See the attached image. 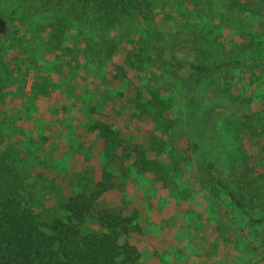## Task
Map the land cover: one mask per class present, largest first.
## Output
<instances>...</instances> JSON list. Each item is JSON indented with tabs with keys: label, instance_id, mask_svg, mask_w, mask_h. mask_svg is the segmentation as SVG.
<instances>
[{
	"label": "rangeland",
	"instance_id": "374dc122",
	"mask_svg": "<svg viewBox=\"0 0 264 264\" xmlns=\"http://www.w3.org/2000/svg\"><path fill=\"white\" fill-rule=\"evenodd\" d=\"M123 4L139 9L130 7L105 35L113 49L105 58L89 47L101 42L91 26L97 7L0 0L7 22L0 35V158L26 176V195L45 223L64 218L67 200L92 191L110 170L116 187L100 208L134 218L136 229L122 241L138 249L142 264H264V223H257L264 218V19L223 0ZM194 34L215 40L217 55L196 51ZM166 35L174 36L178 56L211 69L228 56L242 59L240 41L256 57L246 66L175 74L164 63L167 46L159 63L154 52L138 62L144 44L157 47ZM154 92L169 107L160 117L140 114L130 100L140 95L144 102ZM106 112L146 148L151 136L165 141V152L151 157L173 181L161 183L121 154L104 158L92 126ZM86 231H100L94 218Z\"/></svg>",
	"mask_w": 264,
	"mask_h": 264
},
{
	"label": "trees",
	"instance_id": "16d2710c",
	"mask_svg": "<svg viewBox=\"0 0 264 264\" xmlns=\"http://www.w3.org/2000/svg\"><path fill=\"white\" fill-rule=\"evenodd\" d=\"M62 1V0H61ZM77 8L88 11L89 5L97 7V13H93L95 23L91 26L100 35L101 42L90 43L89 47L94 48L101 56L109 58L112 53L110 43L105 35L112 27L119 24L125 15L130 14V7L139 9L136 5H121V0H72ZM236 11L247 13L255 17L264 19V0H223ZM151 5L147 7L150 8ZM1 16V15H0ZM4 18V17H3ZM5 19V18H4ZM162 35H156L155 40H159ZM174 36L166 35V41H155L143 45L142 50L146 53L141 55L138 62L143 63V58L150 52L157 53L156 63L164 57V51L169 46L170 57L168 62L172 73H178L183 69L204 73L208 70L222 69L231 65H250L253 62V53L246 54L247 44L240 41L235 44L238 55H243L242 59H232L228 56L216 62V66L211 69L204 61L190 62L183 56H178L179 46L170 38ZM191 46L201 54L208 52L217 55L219 49L213 39L194 34L191 39ZM109 45V48L106 46ZM161 45V46H160ZM60 49H64V42L59 44ZM220 50V49H219ZM204 52V53H203ZM218 84L212 86L215 93ZM39 88H43L39 86ZM136 105L140 114H148L151 117H160L169 104L154 92L147 101H142L139 95L130 100ZM152 107L156 114L152 112ZM137 116V115H135ZM103 140L104 158L108 161L114 160L119 154L123 155L132 166L142 173L155 174L161 183L173 181L174 178H167L163 170L162 163L154 156L161 155L166 150L165 141L161 138L151 136L147 139L148 147L132 141L129 129H120L116 117L110 112H106L95 121L92 126ZM150 147V148H149ZM264 149V147H262ZM14 162V161H13ZM14 167H13V166ZM9 164L6 158H0V264H142L138 249L129 241H122L123 237L131 234L134 218L125 217L119 212L111 209L101 210V200L116 187L114 174L103 169L101 179L90 192H83L70 197L62 206L64 218H53L48 223L41 221L38 209L32 206L26 191L27 179L21 174L16 163ZM20 171V172H19ZM220 187L225 190L231 198L236 200L232 190L223 182H219ZM27 194V195H26ZM238 206L243 208L238 201ZM91 218H94L100 231L87 232V225ZM98 222V223H97ZM264 223V218L257 221Z\"/></svg>",
	"mask_w": 264,
	"mask_h": 264
},
{
	"label": "water",
	"instance_id": "95a60500",
	"mask_svg": "<svg viewBox=\"0 0 264 264\" xmlns=\"http://www.w3.org/2000/svg\"><path fill=\"white\" fill-rule=\"evenodd\" d=\"M6 31H7V22L2 16H0V35H4Z\"/></svg>",
	"mask_w": 264,
	"mask_h": 264
}]
</instances>
